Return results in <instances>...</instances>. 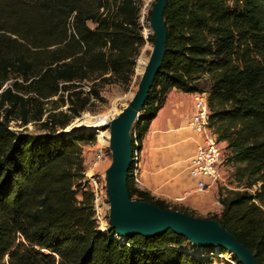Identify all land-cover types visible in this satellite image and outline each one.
I'll return each mask as SVG.
<instances>
[{"label": "trees", "instance_id": "16d2710c", "mask_svg": "<svg viewBox=\"0 0 264 264\" xmlns=\"http://www.w3.org/2000/svg\"><path fill=\"white\" fill-rule=\"evenodd\" d=\"M140 14L138 0H0V263L205 264L173 229L126 241L113 227L99 230L83 155L97 135L57 133L101 87L132 81ZM164 21L166 50L131 144L136 135L143 149L173 89L206 91L210 126L238 165V188L219 189L222 210L209 218L264 264V0H168ZM13 121L39 123L43 133L14 131ZM127 189L131 199L192 215L138 187L131 167Z\"/></svg>", "mask_w": 264, "mask_h": 264}, {"label": "water", "instance_id": "95a60500", "mask_svg": "<svg viewBox=\"0 0 264 264\" xmlns=\"http://www.w3.org/2000/svg\"><path fill=\"white\" fill-rule=\"evenodd\" d=\"M167 1L158 0L155 5V10L152 14V26L159 40L156 42L152 62L140 82L136 97L124 116L116 144L114 147L111 146L114 162L111 169L112 176L107 179V190L111 203L112 227L118 234L125 235V241L133 234L153 236L161 234L168 229H173L186 236L190 242L197 244L199 247H220L225 250H233L236 252V257L243 264H259L251 250L217 220L194 218L179 211L163 209L147 201L142 202L152 205L151 211L145 212L144 210H135L130 207L129 202L132 199L128 193L127 181L131 162V130L133 124L140 117V111L146 101L154 77L161 67L166 50L167 30L164 21V10ZM126 145H128L127 153ZM212 221L222 226L224 231L231 234L233 239H224L211 233Z\"/></svg>", "mask_w": 264, "mask_h": 264}, {"label": "rangeland", "instance_id": "374dc122", "mask_svg": "<svg viewBox=\"0 0 264 264\" xmlns=\"http://www.w3.org/2000/svg\"><path fill=\"white\" fill-rule=\"evenodd\" d=\"M138 2L141 6V10L145 9L146 7L148 8L147 15H146V19L148 21L149 16L152 15V13L155 9V5L158 2V0H138ZM91 25H93V24H91ZM154 41H155V38L153 41L148 39L150 46L145 44L142 47V49L140 50V54L137 58V63H136L135 75L133 76V79H132V81H130L129 84H124V83H120V82H112V83H108V84L104 85L103 87H101L100 98L99 99L98 98H92L90 104L87 107V110L83 111L79 116H77L65 129L60 128L57 133L59 134V132H61V131L64 132V130H66L75 121H77L80 118H83L86 115H89L92 117L99 116L100 114H103L105 112L112 110L114 105H116L118 108H122V106L124 105V103L126 101V99L124 97L126 95H128L130 92H133L134 94H136V92L138 90V87H139V84L141 81V78L139 76H137L138 59L141 56V54L142 55L144 54V51L148 57L151 56L153 44L155 43ZM13 80L14 79L12 78L10 80V82ZM180 98L185 100L184 101L185 106L183 108L184 112L190 111V109H191L190 107L192 104V111H190V112H192V115L189 118V121H190L191 118L193 117L194 113H195L194 93L184 92V91L177 90V89L174 91H171L168 94L164 105L160 109V110L163 109L162 116H165L166 118L172 117L171 119L175 122L180 120V118H177V117L173 116V114H172L173 103L175 101H178V99H180ZM54 105L55 104L48 103V104H46V107L49 109V108L53 107ZM67 107H68V103H65V105L60 107L58 110H61V109L65 110ZM141 114H142V110L140 111V115ZM134 125H135V123L133 124V127H134ZM10 128L14 131H17V132L30 133V134H35V135L43 133V131L41 130V128L39 126V123H36V122H30L27 125H22L20 123V121H13L11 123ZM105 130H107L108 132H111L110 127H107ZM132 130H133V128H132ZM132 130H131V135H132ZM91 131H93V130H91ZM193 132L196 134V139L194 140L195 147H196V141H198V139H200V135L197 134L195 131H193ZM95 133L97 135V140H96L95 144L85 146L84 150H83V155H84V159H85V161H84L85 179L89 173H92L94 171L95 173L94 172L93 173L97 174V176H99L100 181L102 182L106 196L103 195V197L101 198L103 200V203L101 202V204H100V210H101V213L103 216V220L98 222V228H99V230L102 231L103 228L105 227L104 232H109L111 230L110 228L113 226V224H112L111 215H110L111 214V203L109 200V195H108V190H107V188H108L107 172H108V169L112 166V164L114 162V155H113V150H112L111 146L107 142L106 143L101 142L99 134L96 131H95ZM106 140H108V139H106ZM223 146L226 148V143H224ZM98 148H103L104 159L101 162H99V164L95 165L94 161H95V156H96V152H97ZM131 150H132V144H131ZM166 151H168V153H169V152H171V149H166L165 152ZM228 156H229V152L226 151L225 152V160H224L223 165H222L220 178L217 181V184H215L213 186V189L215 190V194L213 196H211L210 199H205L199 206H194L189 202V199H187L188 197H181L182 194L180 193V191L173 190V191H167V197L165 200L168 201L172 207L188 206L190 208V210H192L191 213L193 216L190 214H188V215H190L194 218L214 220V219L209 218L210 215L215 214V213H220L222 210V204H221L220 199H219V189L223 188L224 193H225L226 189H237L238 188L237 182L235 181V179L233 177V173L236 171V168L238 167V165L231 163L230 160L228 159ZM188 159H189L188 156H184L182 159L183 162L176 167V175L177 176L188 175V173H189V171L187 169ZM141 164H142V162H141ZM141 164L139 167V180H140V182L135 180V183L138 187H140V184H141V176H140L141 175L140 174L141 173ZM192 180H194V179L192 178ZM85 184H86V188H87L86 181H85ZM208 190L209 189L198 191V192H206V191L209 192ZM132 200L135 202L140 201L137 199H132ZM171 210H173V209H171ZM175 211H177V210H175ZM185 214H187V213H185ZM117 235H118V233L116 231L115 236L117 237ZM183 248L184 249L186 248L187 251L192 252V253L196 250V247L190 241L187 244H185L183 246ZM221 253L225 256H217V255L210 256L209 255L210 257L208 256L206 258H201L198 256L197 257L200 258L201 260H203L205 264H239V259L236 257V255H234V256L228 255V253H230V251L226 250V253H223L221 251Z\"/></svg>", "mask_w": 264, "mask_h": 264}, {"label": "crops", "instance_id": "0c3cea01", "mask_svg": "<svg viewBox=\"0 0 264 264\" xmlns=\"http://www.w3.org/2000/svg\"><path fill=\"white\" fill-rule=\"evenodd\" d=\"M174 90L176 89L172 91ZM184 101L180 98L173 103L172 114L180 120L175 122L172 117L166 118L162 116L163 109L160 110L143 140L140 187L162 199H166L167 191L173 190L180 191L181 197H185L186 191L195 186L189 173L186 176L176 175V167L183 162L181 159L184 156L190 158L195 151L196 134L189 126L192 104L190 111L184 112ZM166 149H171V152H165ZM208 191H195L186 197L192 205L199 206L205 199H210L215 194L213 187Z\"/></svg>", "mask_w": 264, "mask_h": 264}, {"label": "built area", "instance_id": "2783aa9c", "mask_svg": "<svg viewBox=\"0 0 264 264\" xmlns=\"http://www.w3.org/2000/svg\"><path fill=\"white\" fill-rule=\"evenodd\" d=\"M195 113L189 121V126L200 135V139L196 141L194 154L188 159V171L195 181V186L186 191L185 197L191 195L195 191H202L212 188L220 178L221 169L225 160L226 149L224 142L218 140V135L210 126V106L208 101V93H194ZM134 144L131 150L130 167L135 180H139V167L141 164V150L139 149V140L134 136ZM104 159L103 148H98L95 156L94 164L97 165ZM94 172V171H93ZM86 176L87 189L94 194L95 217L97 224L103 220L100 210L101 199L105 195L104 187L99 176L94 173ZM106 196V195H105ZM102 231H105V227ZM226 253V252H225ZM210 256H214L211 254ZM209 256V257H210ZM0 264H8L7 258Z\"/></svg>", "mask_w": 264, "mask_h": 264}, {"label": "bare ground", "instance_id": "6f19581e", "mask_svg": "<svg viewBox=\"0 0 264 264\" xmlns=\"http://www.w3.org/2000/svg\"><path fill=\"white\" fill-rule=\"evenodd\" d=\"M147 10H148L147 7L145 9L141 10L142 13L139 17L140 18L139 19V26L141 28V33H142V38L144 40V45L145 44L149 45L148 39L151 40L152 36H154V38H155V41H154L155 43L153 44V49H152V53H151L150 57H148L144 51V54L143 55L141 54V56L138 59L137 76H139L141 78V80H142L143 76L145 75L147 69L149 68V66L152 62V56H153V52L155 49V45H156L157 40H159V38L156 37L155 29L152 26V15L149 16L148 21L146 19ZM138 89H139V87H138ZM136 94H137V92H136ZM136 94H134L133 92H130L128 95H126L124 97L126 99V101H125L124 105L122 106V108H118L116 105H114L112 110L105 112L103 114H100L99 116L92 117V116L86 115L83 118H80L77 121H75L72 125H70L66 130H64V133L70 134V133H73V132H75L81 128H88L89 130H93L94 132L96 131L99 134L101 142H104V143L107 142L110 146L114 147L116 144L118 133H119L121 126L123 124L124 116H125L127 110L129 109L131 103L134 101ZM107 127L111 128V132H108L107 130H105ZM106 139H108V140H106ZM181 149H179V150H181ZM127 151H128V145H126V153H127ZM179 163H181V162H179ZM112 167H113V164L108 169L107 179H109V177L112 176V170H111ZM129 204H130L131 209L144 210L145 212L151 211L153 208L152 205H150L146 202H142V201L135 202V201L131 200V202H129ZM207 224H209V223L207 222ZM211 224H212V227H210V228H212V229H210L211 233L218 235L219 237H222L224 239H233L231 234L225 232L224 229L222 228V226H219L217 223H214L213 221L211 222ZM213 229H215V230H213ZM117 238L121 241H124L125 235L119 233L117 235ZM194 246L196 247V250L193 252V254H195L196 256L201 257V258H206L211 254L217 255V256H225L221 253L220 247H213L214 249L212 250L213 251L212 252L211 250H208L205 247H199L197 244H194ZM185 250H187V249L185 248ZM228 251H230V253H228L229 256L236 255L235 251H233V250H228Z\"/></svg>", "mask_w": 264, "mask_h": 264}]
</instances>
